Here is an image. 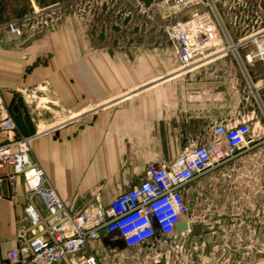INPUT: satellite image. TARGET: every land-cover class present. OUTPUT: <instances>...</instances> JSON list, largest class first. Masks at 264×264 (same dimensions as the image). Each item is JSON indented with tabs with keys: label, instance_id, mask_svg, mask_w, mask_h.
<instances>
[{
	"label": "crops",
	"instance_id": "0c3cea01",
	"mask_svg": "<svg viewBox=\"0 0 264 264\" xmlns=\"http://www.w3.org/2000/svg\"><path fill=\"white\" fill-rule=\"evenodd\" d=\"M78 2L0 0V119L2 107L18 108V96L27 112L66 119L44 125L50 130L37 135L35 123L25 130L24 118H13L18 134L31 135L32 158L71 213L96 200L106 205L136 187L147 167L169 166L206 143L217 123L261 122L264 63L245 62L252 47L238 46L237 55L227 51L182 71L170 38L155 47L97 46L80 20ZM11 24L20 36L8 31ZM6 139L0 131V144ZM9 187L3 185L0 199V224L9 233L0 236V263L15 244V226H27L22 178Z\"/></svg>",
	"mask_w": 264,
	"mask_h": 264
},
{
	"label": "built area",
	"instance_id": "2783aa9c",
	"mask_svg": "<svg viewBox=\"0 0 264 264\" xmlns=\"http://www.w3.org/2000/svg\"><path fill=\"white\" fill-rule=\"evenodd\" d=\"M165 4L170 10L189 11L187 20L177 21L169 32L182 71L209 63L227 51L237 55L238 46L252 47L244 55L245 62L256 59L264 63V0L250 3L247 19L259 27L237 45L221 39L219 27L223 26L212 0H166ZM40 22L48 24L46 20ZM7 29L16 36L22 33L12 24ZM21 94H27L25 98L30 101L35 99L34 93ZM251 122L252 118L235 124L217 123L206 143L184 151L169 166L150 165L136 187L120 191L108 204L96 200L81 213L73 214L32 158V137L18 134L13 117L2 107L0 131L7 139L0 144V199L4 198L5 183L12 187L17 178H22L27 226L18 229L14 246L0 264H101L91 242L102 241L112 249L120 243L127 250H136L183 236L189 229L178 234L176 227L182 221L190 225L186 189L252 142Z\"/></svg>",
	"mask_w": 264,
	"mask_h": 264
},
{
	"label": "rangeland",
	"instance_id": "374dc122",
	"mask_svg": "<svg viewBox=\"0 0 264 264\" xmlns=\"http://www.w3.org/2000/svg\"><path fill=\"white\" fill-rule=\"evenodd\" d=\"M165 1L79 0L76 10L97 46L155 47L165 44L171 27L189 16L188 10H170ZM212 1L223 26L219 35L225 43L230 37L239 40L257 31L259 25L247 19L249 5L256 0ZM15 102L18 108L14 106L8 113L14 120L24 118L25 130L29 123H35L37 133L46 130L44 125L52 127L66 121L48 113L41 117L36 109L27 112L20 96ZM260 119H252L250 144L186 189L190 222L186 234L136 250H127L120 243L112 249L105 242H91L101 264H264V116ZM20 227L15 226L14 241ZM5 229L0 224V236L9 234Z\"/></svg>",
	"mask_w": 264,
	"mask_h": 264
},
{
	"label": "water",
	"instance_id": "95a60500",
	"mask_svg": "<svg viewBox=\"0 0 264 264\" xmlns=\"http://www.w3.org/2000/svg\"><path fill=\"white\" fill-rule=\"evenodd\" d=\"M189 229V225L186 221H182L176 227V231L178 234L185 233Z\"/></svg>",
	"mask_w": 264,
	"mask_h": 264
},
{
	"label": "flooded vegetation",
	"instance_id": "af4514ba",
	"mask_svg": "<svg viewBox=\"0 0 264 264\" xmlns=\"http://www.w3.org/2000/svg\"><path fill=\"white\" fill-rule=\"evenodd\" d=\"M189 228H190V226H189Z\"/></svg>",
	"mask_w": 264,
	"mask_h": 264
}]
</instances>
